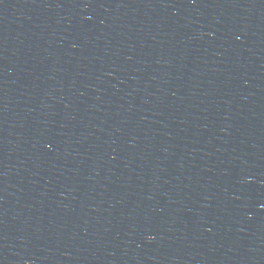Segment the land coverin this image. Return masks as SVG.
<instances>
[{"label": "water", "instance_id": "95a60500", "mask_svg": "<svg viewBox=\"0 0 264 264\" xmlns=\"http://www.w3.org/2000/svg\"><path fill=\"white\" fill-rule=\"evenodd\" d=\"M0 264H264V0H0Z\"/></svg>", "mask_w": 264, "mask_h": 264}]
</instances>
